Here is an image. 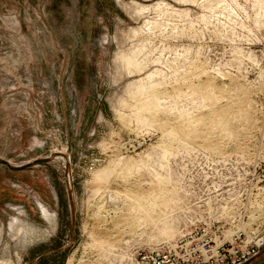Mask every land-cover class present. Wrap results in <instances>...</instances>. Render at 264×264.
Instances as JSON below:
<instances>
[{"label":"rangeland","instance_id":"1","mask_svg":"<svg viewBox=\"0 0 264 264\" xmlns=\"http://www.w3.org/2000/svg\"><path fill=\"white\" fill-rule=\"evenodd\" d=\"M260 189L264 0H0V264L250 236Z\"/></svg>","mask_w":264,"mask_h":264},{"label":"built area","instance_id":"2","mask_svg":"<svg viewBox=\"0 0 264 264\" xmlns=\"http://www.w3.org/2000/svg\"><path fill=\"white\" fill-rule=\"evenodd\" d=\"M253 189L252 181L250 191ZM260 190L264 195V189ZM217 233L212 235L205 228L192 232L179 242V254L174 256L171 252L164 255L158 251H143L137 254L133 264H250L264 249V231L251 232L250 236L240 234L230 240L223 239Z\"/></svg>","mask_w":264,"mask_h":264},{"label":"bare ground","instance_id":"3","mask_svg":"<svg viewBox=\"0 0 264 264\" xmlns=\"http://www.w3.org/2000/svg\"><path fill=\"white\" fill-rule=\"evenodd\" d=\"M114 198H115V197H114ZM108 200H109V199H108ZM112 201H113V200H112ZM112 201H111V203H112ZM116 203H117V202H116ZM116 205H117V204H116ZM100 208H101V207H100ZM100 208H99V209H100ZM113 211H114V210H113ZM108 212H109V211H108ZM100 213H101V212H100Z\"/></svg>","mask_w":264,"mask_h":264},{"label":"water","instance_id":"4","mask_svg":"<svg viewBox=\"0 0 264 264\" xmlns=\"http://www.w3.org/2000/svg\"><path fill=\"white\" fill-rule=\"evenodd\" d=\"M259 264H264V261H263V262H261V263H259Z\"/></svg>","mask_w":264,"mask_h":264}]
</instances>
